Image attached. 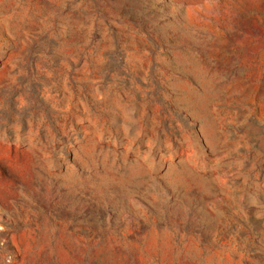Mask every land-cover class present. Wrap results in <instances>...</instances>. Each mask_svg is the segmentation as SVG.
I'll use <instances>...</instances> for the list:
<instances>
[{
  "label": "rangeland",
  "instance_id": "1",
  "mask_svg": "<svg viewBox=\"0 0 264 264\" xmlns=\"http://www.w3.org/2000/svg\"><path fill=\"white\" fill-rule=\"evenodd\" d=\"M0 264H264V0H0Z\"/></svg>",
  "mask_w": 264,
  "mask_h": 264
}]
</instances>
